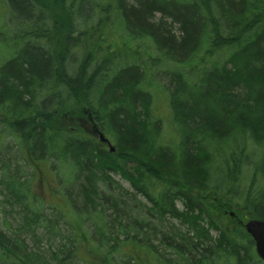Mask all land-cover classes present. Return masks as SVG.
I'll return each mask as SVG.
<instances>
[{"label": "trees", "instance_id": "16d2710c", "mask_svg": "<svg viewBox=\"0 0 264 264\" xmlns=\"http://www.w3.org/2000/svg\"><path fill=\"white\" fill-rule=\"evenodd\" d=\"M8 4L12 57L0 64V116L22 142L13 156L71 174L51 166L63 205L50 214L38 202L30 210L12 186L27 178L5 183L7 202L24 212L16 232L0 230V264L173 263L162 249L184 264H264L243 226L228 230L220 215L234 206L243 222L264 219V0ZM166 77L168 112L154 111L152 86ZM248 167L257 179L246 183ZM170 217L185 230L164 226Z\"/></svg>", "mask_w": 264, "mask_h": 264}, {"label": "rangeland", "instance_id": "374dc122", "mask_svg": "<svg viewBox=\"0 0 264 264\" xmlns=\"http://www.w3.org/2000/svg\"><path fill=\"white\" fill-rule=\"evenodd\" d=\"M7 13L11 17V14L8 10H7ZM0 14H1V12H0ZM7 18H8L7 14L2 13V20L6 21ZM4 34L7 35V37H8L7 39L9 40V37L12 36L11 29L9 28V32H4ZM3 50H5V48H3L2 45H0V60L5 58L6 56L9 57L11 55V54L5 53V51H3ZM152 89H153L152 91L154 92V95L156 98V100L154 101L155 103L153 104L152 109H154V111H159V112H168V107H167L165 101L163 100V97L166 96L167 92L171 91L170 90L171 84H169V78L166 77L165 79L164 78L161 79L160 81H158L156 84H154L152 86ZM2 127H3V125L0 123V139H2L0 141V158H4L6 164L4 165V167L0 168V230L3 231L4 235L10 236V235H12L11 232H16L18 230L17 227L22 223V218H23L22 213H21L23 210L21 209V206L17 203H15L13 206H11L7 202V200H8L7 197L11 198L10 196H12L11 195L12 189L11 188L7 189L5 187V183L7 181H9L11 178L16 179L18 177V179H20V180L27 178L28 183L24 187L22 185H19L16 183L12 186H15V187L17 186V187L21 188L25 193L29 194L28 199H24V200L25 201L29 200V202L28 201H26V202H27L28 206L30 207V210H32V211L34 210L36 202H40L43 204V206L40 205L39 208L40 209L43 208L42 212L44 214H50L51 208L49 206H58V205L62 206L63 203H62V197L60 196V193L57 192L58 184L56 183V175H55L56 173H55V171L48 172V165L50 162L48 160H46L44 163L41 164V166H30V165L26 166L23 163V160H20L19 162H17L15 157L12 156V155L16 154L17 138L12 135V128H9L8 130L6 128H4L2 131ZM160 128H161L162 134H164L165 136H169V135L172 136V132H171L170 128H168L167 124L163 125L161 123ZM250 143H252V142H250ZM257 149H258V147H257ZM53 165L59 167L60 175H62V176L64 175L62 178H65V177L69 178V176L71 174V169L67 165H59L55 161H52L51 166H53ZM49 171H51L50 166H49ZM42 172H43L44 176L41 179L40 174H42ZM254 174L255 173H252L251 168L248 167V169L245 170L244 175H242V179L246 183L249 181L253 182L252 178H254ZM113 176H114V179L117 180L118 183H120L123 188L127 189L130 193H132V191H131L132 189L126 180L120 178L119 175H113ZM254 179H257V177H255ZM137 199L141 200L144 204L149 205V203L146 201V199L144 197H142L141 195H138ZM51 204H53V205H51ZM176 207L179 210L183 209V205H182L181 201L176 202ZM65 209L66 208H64V210ZM237 210H238V207L236 208L234 206H229L227 209L223 210V212H225L226 216L222 215V213L220 212L222 224L226 225V226L230 225V229L231 228H238L240 226L239 224H241V222H239L240 218H238L236 215H235L236 217L232 218V216L235 214V212ZM27 213H29V212L27 211ZM52 217L57 219L55 215H53ZM55 224L57 226V229L61 230L65 234H67V232L70 231L69 225H66L64 223V219H62V218H59L58 222H56ZM169 224L170 225L174 224V226L176 228H180L181 230H185L184 226H182L178 222V219H175L172 217H170L169 219H166L164 222V226H167ZM162 229H164V227ZM165 229H166V227H165ZM36 232H37V234H41V233H43V229L38 228L36 230ZM210 234L214 237L215 231L211 230ZM20 236L24 240L26 238L25 242L28 244L29 247H31V248L35 247L36 242L33 241V239L31 237H28L29 235H27V234L25 235V233H22ZM153 243L157 244V241H153ZM95 246L96 245H94V248H95ZM47 247H48V243L45 241V239H42L41 242L37 243V248L40 251L46 250ZM53 249H54V246L51 247V250H53ZM162 252H163V255H167L168 257L172 258V260H173V263H170L168 261L165 264H184L182 259H179V257H177L175 254L174 255L171 254L170 251L162 249ZM86 257H87V260H91V258L89 257L88 254H86ZM80 259H82V256L80 257ZM252 261L255 263L258 262L256 260V258H253ZM80 264H87V263L84 260H82L80 262ZM114 264H120V260L115 262Z\"/></svg>", "mask_w": 264, "mask_h": 264}, {"label": "water", "instance_id": "95a60500", "mask_svg": "<svg viewBox=\"0 0 264 264\" xmlns=\"http://www.w3.org/2000/svg\"><path fill=\"white\" fill-rule=\"evenodd\" d=\"M99 136L102 141L107 142L102 133ZM245 228L254 240L256 254L264 261V219H251L245 224Z\"/></svg>", "mask_w": 264, "mask_h": 264}, {"label": "flooded vegetation", "instance_id": "af4514ba", "mask_svg": "<svg viewBox=\"0 0 264 264\" xmlns=\"http://www.w3.org/2000/svg\"><path fill=\"white\" fill-rule=\"evenodd\" d=\"M1 7H2L1 10L3 12H7L8 8H9L8 0H4V4L1 5ZM3 12H1V13H3ZM2 27H4V29L7 28L6 25H2Z\"/></svg>", "mask_w": 264, "mask_h": 264}]
</instances>
